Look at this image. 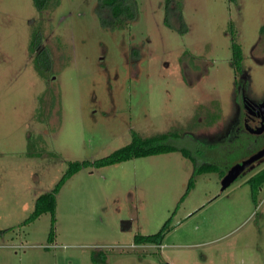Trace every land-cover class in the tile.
<instances>
[{
  "label": "rangeland",
  "instance_id": "374dc122",
  "mask_svg": "<svg viewBox=\"0 0 264 264\" xmlns=\"http://www.w3.org/2000/svg\"><path fill=\"white\" fill-rule=\"evenodd\" d=\"M166 1L136 0L137 18L112 29L101 0H52L42 12L0 0V264H264V184L256 203L248 181L264 163L222 185L264 148V133L234 129L241 98L264 99V0H181L182 20L173 0L175 27ZM36 30L46 76L29 46ZM232 33L246 73L232 65ZM170 130L192 158L84 166L54 213L25 223L70 162L105 157L133 131ZM212 162L220 169L196 175L185 196L196 167ZM158 233L161 242H135Z\"/></svg>",
  "mask_w": 264,
  "mask_h": 264
},
{
  "label": "trees",
  "instance_id": "16d2710c",
  "mask_svg": "<svg viewBox=\"0 0 264 264\" xmlns=\"http://www.w3.org/2000/svg\"><path fill=\"white\" fill-rule=\"evenodd\" d=\"M101 8L107 10L109 15L105 18L102 16V23L106 27L112 29L120 26H126L129 22L134 21L138 16L137 3L136 0H101ZM172 1H166V16L165 23L170 27H175L171 21L172 14ZM35 6L39 11H44L52 5V0H34ZM181 0H178L176 3L177 10L179 12V20L183 19L182 15V5ZM102 11V10H101ZM182 31L187 30L186 24L182 21ZM233 43H232V65L241 66L244 60L243 48L240 43L236 41L235 33H232ZM42 44V32L36 30L33 32L32 39L30 41V50L32 53H36L34 57V63L37 71L46 76L47 69L50 65V54L46 47H41ZM49 62V63H48ZM48 63V65H47ZM44 64L48 67L44 68ZM44 66V67H43ZM240 68V67H239ZM132 141L125 146L115 150L111 154L99 158L95 161H72L69 163L68 170L62 176L60 181L57 183L56 187L43 195H41L37 201L32 214L26 219L25 223L31 222L38 218L40 215L46 212L54 213L57 205V193L61 187L66 183V181L77 171L82 169L84 166L93 165L97 168L109 166L112 164L120 163L123 161H128L136 157H143L155 154H163L172 151H180L186 157L192 158L191 153L188 148L180 146L176 143L174 139H179L182 136L179 135L177 131L170 130L168 132L159 133L153 136L144 137L138 132L133 131ZM213 137V136H212ZM257 166V165H256ZM220 169L219 165L215 162L205 163L196 167L194 175L192 176L188 189L185 193V196L189 193L190 188L194 184L195 176L212 170ZM247 174V171L241 176ZM224 176V173L223 175ZM240 176V177H241ZM252 186L253 197L257 203V190L262 187L264 184V167L256 172L248 180ZM184 198V197H183ZM55 219V217H54ZM50 240H54V229L50 233ZM162 233L153 234V235H138L135 237V242L137 243H148V242H161ZM94 261H102L106 263L107 255L105 252H94L93 253Z\"/></svg>",
  "mask_w": 264,
  "mask_h": 264
},
{
  "label": "flooded vegetation",
  "instance_id": "af4514ba",
  "mask_svg": "<svg viewBox=\"0 0 264 264\" xmlns=\"http://www.w3.org/2000/svg\"><path fill=\"white\" fill-rule=\"evenodd\" d=\"M233 67L235 71H244V68H245L244 63H242L241 66L235 65ZM244 72L246 73L247 71H244ZM263 119H264V99L260 101H254L249 96H244L243 98H241L238 104L237 113L235 115V120H234V123H235L234 129L235 130L243 129L252 134V128L254 126L264 125ZM253 134H256V133H253ZM262 163H264V158L256 161L255 167L253 169L258 167ZM253 169L248 168V170L246 171L247 173H250V171H252Z\"/></svg>",
  "mask_w": 264,
  "mask_h": 264
},
{
  "label": "water",
  "instance_id": "95a60500",
  "mask_svg": "<svg viewBox=\"0 0 264 264\" xmlns=\"http://www.w3.org/2000/svg\"><path fill=\"white\" fill-rule=\"evenodd\" d=\"M264 120V119H263ZM264 132V125L254 126L252 128V133L260 134ZM264 158V148L253 154L250 158L245 161L235 164L230 167L225 173L222 179V185L224 188L229 187L236 179H238L248 168H254L255 162ZM129 228L128 221H123V228Z\"/></svg>",
  "mask_w": 264,
  "mask_h": 264
}]
</instances>
